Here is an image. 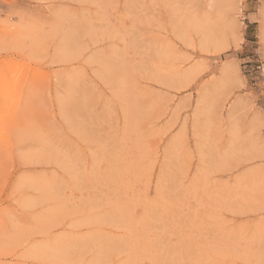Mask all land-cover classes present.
Instances as JSON below:
<instances>
[{
    "label": "rangeland",
    "instance_id": "374dc122",
    "mask_svg": "<svg viewBox=\"0 0 264 264\" xmlns=\"http://www.w3.org/2000/svg\"><path fill=\"white\" fill-rule=\"evenodd\" d=\"M264 0H0V264H264Z\"/></svg>",
    "mask_w": 264,
    "mask_h": 264
},
{
    "label": "snow or ice",
    "instance_id": "6c2138e0",
    "mask_svg": "<svg viewBox=\"0 0 264 264\" xmlns=\"http://www.w3.org/2000/svg\"><path fill=\"white\" fill-rule=\"evenodd\" d=\"M262 24H264V20H262Z\"/></svg>",
    "mask_w": 264,
    "mask_h": 264
},
{
    "label": "built area",
    "instance_id": "2783aa9c",
    "mask_svg": "<svg viewBox=\"0 0 264 264\" xmlns=\"http://www.w3.org/2000/svg\"><path fill=\"white\" fill-rule=\"evenodd\" d=\"M263 70H264V64H263Z\"/></svg>",
    "mask_w": 264,
    "mask_h": 264
}]
</instances>
